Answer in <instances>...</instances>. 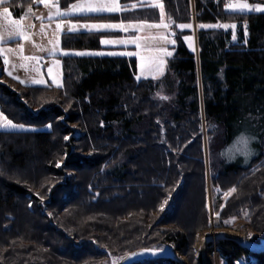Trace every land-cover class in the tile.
I'll return each instance as SVG.
<instances>
[{"label":"trees","instance_id":"obj_1","mask_svg":"<svg viewBox=\"0 0 264 264\" xmlns=\"http://www.w3.org/2000/svg\"><path fill=\"white\" fill-rule=\"evenodd\" d=\"M119 1L136 7L79 18L160 20L158 7ZM159 1L176 40L159 80H137L136 58L121 55L62 56L60 87L18 85L3 76L1 111L33 129L0 130V264H100L108 253L167 244L190 264H201L192 242L209 227L208 190L213 214L225 219L247 213V227L256 233L249 239L261 242L264 12L232 11L227 0ZM5 6L20 16L36 5L10 0ZM192 23L194 33L192 27H176ZM218 23L236 24L237 40L231 29L200 27ZM112 34L64 33L60 43L66 50H99L100 37ZM193 34L196 50L184 39ZM157 93L170 99L160 100ZM66 122H75L80 135L72 136ZM241 133L256 137L251 145L256 155L247 162L242 155L232 160L221 155ZM63 154L59 168L56 162ZM62 169H74L77 175L51 188L45 205L61 215L48 218L31 187L46 190ZM232 187L237 191L225 198ZM169 195V208L155 222L152 213ZM215 250L223 264H264V247L251 251L222 238ZM131 264L176 263L153 257Z\"/></svg>","mask_w":264,"mask_h":264},{"label":"snow or ice","instance_id":"obj_2","mask_svg":"<svg viewBox=\"0 0 264 264\" xmlns=\"http://www.w3.org/2000/svg\"><path fill=\"white\" fill-rule=\"evenodd\" d=\"M10 0H0V56L4 58L3 62L5 67V71L9 76H12V71L8 70L9 65V55L14 54L18 51L21 56L22 61H31L33 63V70L39 74L40 73V61L42 59L41 56L33 55V56H24L23 55V45L18 44L17 49H12L6 47L7 43L11 40L19 38L20 40H28L29 35L28 32L31 29V25L25 24L24 17L22 16L19 19H14L12 12L9 7H4L5 4H8ZM39 3H43L46 7L49 8L48 19L55 20V31L54 38L49 41L50 47L47 49L37 46L40 48L41 52H47L49 56L56 57L58 54H62L64 56H68L72 53L63 51L60 45V35L65 31L69 33H75L80 30H88V31H102V30H121L123 32H129V30H134V32L139 33L145 30L156 29L160 30L157 32L155 36L149 37L150 41H155L156 46L152 47L149 45L145 39L136 34L130 35L127 39L123 40H112V39H104L100 40L102 45H112V44H133L137 49H147L146 52L135 51V52H109L107 55H121V56H137L139 57V69L140 75L137 76V80L141 79L145 76V74L151 76L153 79L159 80L165 74L167 67V58L171 57L173 53L168 50V45H175L176 40L171 39L170 37L175 35L172 32H167L170 28V23L165 22L163 5L159 3V0H141V3L147 4L150 7H158L160 9V20L159 23H149L146 20H139L135 23L129 22L125 23L121 21L120 23H72L71 17L77 15H87L89 13H122L128 10V7L135 8L136 5H121L119 0H76L75 3L70 4L67 8L61 9L57 3H53L52 0H38ZM228 7L232 11L239 12H264V4H255L249 5L243 0H238V2L228 5ZM31 12V9H29ZM28 13H25L27 16ZM42 19V18H41ZM179 29L191 28V24H179L176 25ZM201 28L209 27V28H224V29H235L237 27L236 24H222L218 23L215 25H200ZM245 35H247L246 27H245ZM185 40H190V37H184ZM232 40L236 41L237 37L235 31H233ZM246 43V41H245ZM191 46V45H190ZM74 55L77 56H85V55H105L104 52H76ZM60 60L53 59L52 66L48 67V75L51 76L52 82L56 84L58 87L62 86L59 75L53 74V67L59 68ZM12 68H16L17 65H11ZM19 67L27 68L28 65L26 63H22ZM14 79L19 80L18 76L13 77ZM21 83H25L24 80H20ZM31 84L33 85H44L45 80L43 77L35 78L31 80ZM160 100L167 101L170 98L168 96L160 95L157 93ZM25 126L23 124L14 123L12 119H9L3 111H0V130H9V129H23ZM51 128V125H48ZM203 130V126H202ZM65 140H68L69 137H64ZM256 137L248 135L246 133H241L236 137L235 142L231 145L225 152L221 153V155H226L230 160L235 159L237 155H242L247 162L253 155H256L251 145L255 142ZM57 167H60V163L57 162ZM237 191L236 187H232L223 193L224 197H229L232 193ZM38 195V194H37ZM43 200V197H40ZM164 204H167V200H165ZM31 207V204H29ZM223 205H221V208ZM164 210V206H161V211ZM51 215V213H49ZM217 219L220 217V213H214ZM235 219V218H233ZM211 224V219L209 220ZM225 223H229V221H225ZM251 233H249V237ZM159 251H163L160 249ZM152 254H158V252H152ZM123 259V257H114L112 260V264H119V260Z\"/></svg>","mask_w":264,"mask_h":264},{"label":"rangeland","instance_id":"obj_3","mask_svg":"<svg viewBox=\"0 0 264 264\" xmlns=\"http://www.w3.org/2000/svg\"><path fill=\"white\" fill-rule=\"evenodd\" d=\"M32 1H33V4L36 5L35 7L27 8L20 16H14L12 14L14 19H19L23 16L24 17L23 22L27 25H31V29L28 32L29 39L28 40H20L19 38H16V39L8 42L6 47H9L12 49H17L18 44H22L24 56H33V55L41 56L42 59L40 61V65H41L40 73L37 74L33 70V63L34 62L22 61L21 56L17 51L16 53L9 55L8 70L12 71V76H9L7 74V72L5 71L6 66L4 65V62H3L4 58L2 56H0V82H5V79H4V77H5V78L11 80L12 82H14L18 85H33V84H31V80L35 79V78H39L42 76L43 79L45 80L44 85L51 84L55 87H58L56 84H54L52 82L51 76L48 75V67L52 66L53 59H59L60 60L59 68L57 69V68L53 67V74L58 73L60 82L62 83L61 57L64 55L58 54L56 57H51L48 55V53L46 51L41 52L40 48L37 47V46H41L45 49L50 47L49 41L54 38L56 21L48 19V14H49V8L48 7H46L43 3H39L38 0H32ZM52 2L58 4V0H52ZM75 2L76 1L71 2L70 4L75 3ZM236 2H238V0H227V7H228V5L236 3ZM243 2H246V1L243 0ZM119 3H120V1H119ZM159 3H160V1H159ZM246 3H248V2H246ZM70 4H68L66 7H61L59 4H58V6L63 10L65 8H67ZM249 5H251V4H249ZM4 7H6V6L4 5ZM29 9H31V12H29ZM25 13H28V15L25 16ZM98 14H111V13H89L87 15H77V16L71 17L70 19H71L72 23H120L121 21H124L125 23H129V22L135 23V22L139 21V20H135V21H133V20H100V19H90V18H79L82 16L98 15ZM164 17H165V15H164ZM165 22L170 23L166 17H165ZM149 23H159V22H149ZM196 29L197 28H196L195 24L192 23L193 33L196 31ZM235 29L234 30L231 29V30L235 31ZM82 31H88V30L82 29L78 32H82ZM93 31H95V30H93ZM158 31H160V30L151 29V30H145L143 32L136 33V32H134V30H129V32L126 33V32H123L121 30L116 29V30H102L99 32H115L116 33V34H112V35H102L100 37V40L102 38L112 39V40H123V39H127L132 34L140 35L145 39L146 42L149 43L150 46L154 47V46H156L157 42L150 41L148 38L155 36ZM167 32L173 33V31L170 28L167 30ZM64 33H69V32L65 31ZM64 33H62V34H64ZM62 34L59 37L60 41H61ZM170 38L173 39L172 36ZM12 41H14V43H11ZM189 44L191 45V47L194 48V50H196V43H195V35L194 34L191 36ZM102 46H104V47L99 49V50H66V49H63L61 47V43L59 45V47L63 51H66V52H69L72 54H74L76 52H80V51L90 52V53L91 52H104L105 55H107V53H109V52L119 53V52H135V51L146 52L147 51V49H144V48L137 49L135 47V45H133V44H126V45L112 44V45H102ZM167 47H168V50L172 52L171 45H168ZM130 57H135L137 60V64H138L137 65V76H139L140 75L139 57H137V56H130ZM22 63H26L28 65V67L27 68L19 67V65ZM13 64L17 65V67L12 68L11 65H13ZM16 76H18L20 79L17 80V79L13 78ZM147 77H151V76L145 74V76L142 78H147ZM20 80H24L25 83H21ZM44 85H40V86H44ZM14 90L16 92H18L17 89H14ZM29 108L32 111L36 109L34 107H29ZM0 111H1V109H0ZM14 123H17V122H14ZM17 124H20V123H17ZM66 125L71 129L72 136L76 137V136L80 135L82 130L80 129V127L75 122H66ZM24 126H25L23 128L24 130L33 129L29 126H26V125H24ZM74 144L75 143L72 142L70 145L69 150L71 152L74 151ZM80 154H81V156H84V155H87L88 152L80 151ZM66 156H67L66 154H63L61 159L57 160V162H59L61 166H62V163H63L64 159L66 158ZM57 162H56V165H57ZM61 166L59 168H61ZM61 171H62L61 177H57V179L55 181H53V183L46 190L31 187V190H33V193L38 194L37 196L39 198V201L41 202L42 211L45 212V214H47L48 218H52L54 216L58 217L61 215V211H57L55 213V212L49 210L47 208V206L45 205L50 200L51 188L56 184L63 183L66 180V178L74 179L77 175V171L74 169H62ZM26 173L28 174V171ZM40 197H43V200H41ZM169 199H170V195L166 199L167 204H164V202H165L164 201L160 205L159 211L152 213L151 217L153 219H155V222L157 220H159L163 216L164 212L169 208V205H170ZM211 200H212V195L208 190L207 206H208V210H209V220L211 219V224L209 223V227L207 229H203L202 231H198L194 235L193 242H192L193 255L195 258H199L201 264H204L203 259L206 261V263H209V264H223L222 259L218 256V254L215 250V243L216 242L214 241V238L216 237V235H218V234H236V235L241 236V239H239L241 241L253 242L249 239V233H251V235L256 234V233L253 230H249L247 227V223H246V214L247 213H243L237 217L230 216V217L225 218V219H221V218L217 219L216 216L211 212V210H212L211 209ZM162 205L164 206L163 211H161ZM188 210H190V206L188 207ZM49 213H51V215H49ZM187 215H188V213H187ZM233 218H235V219H233ZM225 221H229V223H225ZM55 227L59 228V226H57V225ZM160 227L166 228V227H168V225L167 224H161ZM203 237L204 238L207 237L205 239V241L202 242V243H205L204 249L202 248V243L199 244V242L201 241V239ZM263 239H264V237L261 239V242L263 241ZM261 242H259V243H261ZM253 243H256V242H253ZM148 248H155V247H148ZM139 249H141V248H139ZM155 249H163V250L170 249V250L175 252V256L177 257V260H178V262H175L176 264H181V263L190 264L187 256L179 253L172 244H167L162 248H155ZM127 253H129V252H127ZM127 253H123L121 255H114V256L110 255L108 253L106 256L107 257L106 259L100 258L98 261L100 262V264H112V260L114 257H124ZM203 256H204V258H203ZM146 258H153V257H143L139 260L146 259ZM236 264H244V262H239V263L237 262Z\"/></svg>","mask_w":264,"mask_h":264},{"label":"water","instance_id":"obj_4","mask_svg":"<svg viewBox=\"0 0 264 264\" xmlns=\"http://www.w3.org/2000/svg\"><path fill=\"white\" fill-rule=\"evenodd\" d=\"M227 238L236 241L241 247L247 248L251 251H258L264 247V239L261 243H253V242H244L239 240V238L233 234H218L214 238V241L216 242L218 239ZM214 242V243H215ZM205 243H202V248L204 249ZM160 249L155 248H141L133 250L129 253H127L123 259L119 261V264H131L132 262L139 260L143 257H169L173 259L175 262H178L177 257L167 253L165 250L159 251ZM158 252V254H152V252ZM144 255V256H142Z\"/></svg>","mask_w":264,"mask_h":264},{"label":"bare ground","instance_id":"obj_5","mask_svg":"<svg viewBox=\"0 0 264 264\" xmlns=\"http://www.w3.org/2000/svg\"><path fill=\"white\" fill-rule=\"evenodd\" d=\"M233 235H235V236H237L239 239H241V236L236 235V234H233ZM203 238H204V237H203ZM203 238H202V239H203ZM206 238H207V237H205L203 240L201 239V241L199 242V244H201L202 242H204ZM165 251H166L167 253L172 254V255L175 256V252H174V251H172V250H170V249H165ZM142 256H144V255H142ZM203 258H204V256H203ZM203 262H204V264H209V263H206V261H205L204 259H203ZM179 263H180V262H179ZM181 264H183V263H181Z\"/></svg>","mask_w":264,"mask_h":264},{"label":"crops","instance_id":"obj_6","mask_svg":"<svg viewBox=\"0 0 264 264\" xmlns=\"http://www.w3.org/2000/svg\"><path fill=\"white\" fill-rule=\"evenodd\" d=\"M131 5H134V4H131ZM130 8V7H129ZM82 32H84V31H82ZM88 32H90V31H88ZM91 32H96V31H91ZM102 46V45H101ZM104 46H102V48H103ZM138 65V64H137ZM2 72V71H1ZM3 74V73H2ZM18 130H23V129H9V130H2V131H18Z\"/></svg>","mask_w":264,"mask_h":264},{"label":"built area","instance_id":"obj_7","mask_svg":"<svg viewBox=\"0 0 264 264\" xmlns=\"http://www.w3.org/2000/svg\"><path fill=\"white\" fill-rule=\"evenodd\" d=\"M241 27L245 28V27H246L245 23H243V24L241 25Z\"/></svg>","mask_w":264,"mask_h":264}]
</instances>
